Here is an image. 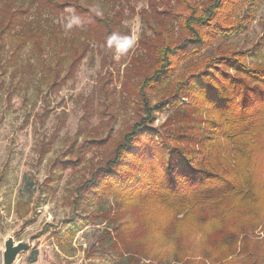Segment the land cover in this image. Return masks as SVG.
I'll return each mask as SVG.
<instances>
[{"label":"trees","instance_id":"16d2710c","mask_svg":"<svg viewBox=\"0 0 264 264\" xmlns=\"http://www.w3.org/2000/svg\"><path fill=\"white\" fill-rule=\"evenodd\" d=\"M242 2L174 0L179 33L155 45L153 65L137 82L140 117L76 186L74 213L85 193L109 204L87 223L110 222L121 264H235L264 229L255 180L264 173V62L250 65L247 51L210 52L242 29L235 16ZM93 4L0 0V85L8 81L10 90L21 77L54 90L92 48L91 28H104L98 39L106 45L124 43L113 39L115 19ZM74 16L89 29L69 33L64 21ZM166 109L163 126H151Z\"/></svg>","mask_w":264,"mask_h":264},{"label":"rangeland","instance_id":"374dc122","mask_svg":"<svg viewBox=\"0 0 264 264\" xmlns=\"http://www.w3.org/2000/svg\"><path fill=\"white\" fill-rule=\"evenodd\" d=\"M94 2L100 14L115 19L114 40L122 35L124 43L106 45L98 39L104 28H91L92 48L54 90L21 77L10 90V82L0 85V264L7 235L31 242L15 264H121L110 246L116 233L110 222L87 223L109 204L85 193L74 213L75 189L140 117L137 82L153 65L155 45L179 33L181 9L174 0ZM237 11L242 29L214 41L210 52L247 51L250 65L264 62V0H243ZM64 23L69 33L89 29L77 16ZM169 114L157 113L150 125L163 126ZM255 180L261 183L258 207L264 205V173L257 170ZM245 250L235 264H264V229Z\"/></svg>","mask_w":264,"mask_h":264},{"label":"water","instance_id":"95a60500","mask_svg":"<svg viewBox=\"0 0 264 264\" xmlns=\"http://www.w3.org/2000/svg\"><path fill=\"white\" fill-rule=\"evenodd\" d=\"M31 248L29 239L17 241L12 235H7L4 239L3 264H15L19 255Z\"/></svg>","mask_w":264,"mask_h":264},{"label":"clouds","instance_id":"9594fccd","mask_svg":"<svg viewBox=\"0 0 264 264\" xmlns=\"http://www.w3.org/2000/svg\"><path fill=\"white\" fill-rule=\"evenodd\" d=\"M113 39H115V37H113Z\"/></svg>","mask_w":264,"mask_h":264}]
</instances>
